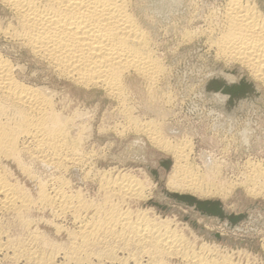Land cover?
Returning <instances> with one entry per match:
<instances>
[{"label":"rangeland","instance_id":"obj_1","mask_svg":"<svg viewBox=\"0 0 264 264\" xmlns=\"http://www.w3.org/2000/svg\"><path fill=\"white\" fill-rule=\"evenodd\" d=\"M171 1L170 8L163 13L160 9H154L163 0L131 2L134 16L151 38L154 55L162 64L164 72L160 74L157 83L149 87L142 78L135 75L124 77V111L117 109L116 100L103 90L88 89L58 76L45 62L34 57L15 40L0 35V53L18 65L17 72H24L21 75L25 81L41 85L51 92L49 95L60 116L72 118V121L67 120L72 125L67 123L68 132L77 145L79 142L78 151L85 158L77 165L54 167L31 161L30 155H21V159L24 157L22 162L27 163L25 165L32 171L30 177L15 162L2 161L7 165L4 166L7 168L5 174L11 175L7 177H11L8 180L21 187L23 195L27 192L26 197L29 193L27 200L31 203L35 201L33 205L29 202L32 209L24 210L28 215L26 217V213H23L26 218L24 225L18 221L20 219L17 215L14 216L13 211L11 213L0 208V264H158L160 260L163 261L161 264H196L195 260L200 256L202 261L208 263L221 261L222 258L233 264H264V195H261L264 187L255 185L256 189L259 188V194H250L247 190L252 186L249 184L250 175L253 174L250 172L251 164L264 163V96L252 102L248 108L244 99L245 102L242 101L240 107L234 109L230 121L227 119L229 115L220 107L215 94L209 96L203 92L205 83L214 75H219V67L223 70L236 68L233 63L223 64L216 60L214 49L210 48L207 39L209 28L214 25L219 29L221 26L227 0ZM254 1L264 15V0ZM9 23H13L12 14L0 3V27ZM241 74L242 79H247L245 71ZM239 75L236 71L233 77ZM137 123L147 124L145 131L134 130L132 126ZM148 124L150 127L155 124L160 133H153ZM146 129L150 130L146 132ZM147 133L152 136L156 133L162 139L176 140L174 142L188 139L191 146L189 152L185 149V153L189 154L188 161L199 167L200 173L205 175L204 182L221 191L208 197L194 195V198L219 201L226 214L243 217L234 223L229 220V225H225L224 219L202 214L193 205L167 197L166 194H175L165 187L167 178L173 174V156L155 146ZM243 137H247V141ZM125 172L144 181L141 184L147 187L150 194L148 198L127 200L124 206L134 211L145 210L151 218L173 219L170 221L171 227L177 228L178 233L181 232L179 234L184 237L182 245L185 246L180 247L188 248L187 251H180L187 253L186 256L190 258L186 259L189 262L165 253L161 259L156 257L159 261L156 263V260L124 241L81 248V241L77 237L79 227L73 214H59L55 209L42 208L37 200V182L40 179L44 181L49 193L53 184L60 183L66 190L69 187V193L74 195L79 192L85 201L99 204L106 197L100 186L99 175L115 177ZM54 178L58 181H53ZM90 213L92 210L83 211L81 216L84 218L90 216ZM27 221H31L30 224ZM114 245L117 246L113 248ZM123 245L126 246L123 248ZM131 246L135 248L131 249ZM79 248H84V251ZM108 255L113 257L112 260Z\"/></svg>","mask_w":264,"mask_h":264},{"label":"bare ground","instance_id":"obj_2","mask_svg":"<svg viewBox=\"0 0 264 264\" xmlns=\"http://www.w3.org/2000/svg\"><path fill=\"white\" fill-rule=\"evenodd\" d=\"M131 2L132 0H0V3L9 9L13 17V23L0 27V35L15 40L34 57L45 62L58 76L88 89L103 90L116 100V108L124 111L123 105H126L123 96L125 89L122 83L124 77L135 75L142 78L149 87L157 83L160 74L164 72L162 64L154 55L151 38L139 26V21L134 16ZM169 2L170 0H163L154 9H160L163 13L170 8ZM221 23L219 29L213 25L207 31L208 45L214 49L216 60H220L223 64L233 63L236 68L223 70L224 68L219 67L217 73L219 75H214L205 83L203 92L209 96L215 94L214 97L219 100L220 107L229 115L227 119L230 121L234 109L239 108L242 101L245 102L244 99H246L247 107L264 96V15L254 0H227L222 12ZM16 66L18 65L0 53V208L11 211V213L13 211L14 216L17 215L20 219L18 221L24 225L26 221L23 217L25 216L23 213H26L24 210L32 209L30 208L31 201L26 199L29 193L26 197L27 192L23 195L21 193L23 189L21 190V187L8 180L11 177H7L11 175L5 174L7 165L2 161L15 162L20 170L30 177L32 171L25 165L27 163L22 162L24 157L21 159V155H30L31 161L42 165L68 167L83 162L84 154L78 151L79 142L77 145L69 135L67 120L72 121V118L66 117L65 119L60 116L49 95L51 92L41 85L37 86V84H32L33 82L25 81V77L21 75L24 72L19 74ZM236 71L240 75L233 77ZM242 71L247 73V79H242ZM221 73L224 74L221 75ZM129 125L126 126L129 128ZM146 126L147 124L137 123L132 127L134 130L145 131ZM148 127L153 133H160L155 124L153 127L150 125ZM150 129H146V132ZM245 132L247 133V128ZM156 133L155 136L147 134L155 142V146L171 153L174 160L172 162L173 174L167 178L165 186L169 192L192 197L194 195L208 197L221 193L213 185L204 182L205 175L200 173L199 167L188 161L189 154L185 153V149H191L188 139L174 142L176 140L162 139ZM243 138L247 141V137ZM189 142L191 144V141ZM250 169L253 174L250 173L249 184L251 183L252 186L245 189L248 188L250 194H259L257 191L259 188L256 189L255 185L264 187V163L251 164ZM99 180L104 195H106L99 204L85 201V197L80 196L79 192L74 195L69 193L70 190L67 191L69 187L66 190L60 183L51 182L53 185L52 188L49 187L51 188L49 193L45 189L47 186L44 185V181L40 179L37 180L38 199H36L40 201L39 205L42 208L44 206L55 209L59 214L67 212L73 214L74 221L76 220L75 223L79 227L77 237L81 241V244H77H80L81 248L88 245L97 246L101 243L104 245L111 241H124L140 249L148 257L156 260V263L159 262L156 257L161 259L165 253L182 257L189 262V259H186L190 258L186 256L187 253L180 251H187L188 248V246L185 249L181 248L185 246L182 245L184 237L179 234L181 232L178 233L177 228L171 227L170 221L173 219L169 221L168 218H151L147 216L145 210L143 212L142 210L134 211L124 206L127 200L149 197L147 187L141 184L144 181L138 180L127 172L119 173L115 177L105 174L100 177L99 175ZM53 181H56L55 178ZM263 193L261 195H264ZM166 196L171 197L172 194H166ZM156 206L161 207L160 204ZM88 210H92L91 215L83 218L81 212ZM222 210L223 217L214 216L220 220L224 219L225 225H229L227 221L230 220L228 217L230 215L226 214L223 208ZM27 222L30 224L31 221ZM23 228L26 229L24 226ZM75 238L74 236L73 239ZM126 245H123V248ZM115 246L117 245L113 248ZM133 246L131 249L135 248ZM81 251H84V248ZM201 257L194 259L197 261L196 264H233L229 262L230 260L222 258L221 261L208 263L202 261ZM160 262L163 261L160 260ZM160 262L158 264H161Z\"/></svg>","mask_w":264,"mask_h":264},{"label":"water","instance_id":"obj_3","mask_svg":"<svg viewBox=\"0 0 264 264\" xmlns=\"http://www.w3.org/2000/svg\"><path fill=\"white\" fill-rule=\"evenodd\" d=\"M171 197L180 202H184L187 205H194L195 208L198 209L201 213L218 215L220 217H223V210H222V206L219 201H207V200L200 201L190 195L172 194ZM156 205H159V204H156ZM228 217L230 221L235 222V221L240 220L243 217V215H230Z\"/></svg>","mask_w":264,"mask_h":264}]
</instances>
